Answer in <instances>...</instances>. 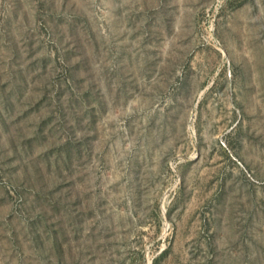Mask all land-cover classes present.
Listing matches in <instances>:
<instances>
[{"label": "rangeland", "instance_id": "1", "mask_svg": "<svg viewBox=\"0 0 264 264\" xmlns=\"http://www.w3.org/2000/svg\"><path fill=\"white\" fill-rule=\"evenodd\" d=\"M0 264H264V0H0Z\"/></svg>", "mask_w": 264, "mask_h": 264}]
</instances>
